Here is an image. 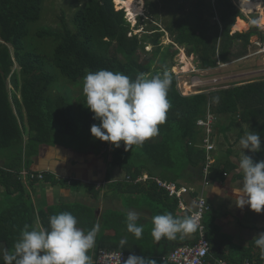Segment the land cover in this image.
Wrapping results in <instances>:
<instances>
[{
  "label": "trees",
  "instance_id": "obj_1",
  "mask_svg": "<svg viewBox=\"0 0 264 264\" xmlns=\"http://www.w3.org/2000/svg\"><path fill=\"white\" fill-rule=\"evenodd\" d=\"M114 1L73 0L76 9L72 16L63 14L57 27H50L40 25L45 0H0V153L12 151L11 161L0 165V264H4L3 250L13 248L24 225L35 227L37 213L43 228L49 227L51 215L64 211L72 213L78 222L76 205L36 210L31 193L19 180L24 156L37 155L41 146L56 145L61 135L73 136L77 142L89 141L87 147L109 146V142L92 137L90 127L100 121L93 119L86 98L84 103L79 98L78 112L75 110L68 85L81 84L86 72L100 69L119 71L133 79L139 73L152 76L164 68L170 71L178 47H183L188 56H195L199 68L213 69L218 67V61L227 64L245 56L252 36L263 38V32L254 26L238 32L247 29L241 25L243 13L232 0H162L168 8H176L174 15L171 12L163 18L157 3L146 0V19L139 16L132 29L125 8H118ZM141 26L145 31L142 36L134 33ZM167 35L172 44L164 47L161 40ZM149 43L153 45L151 52L145 50ZM139 53L146 54L145 59L141 60ZM155 61L159 67L153 68ZM15 64L18 71H13ZM171 75V107L166 122L159 125V134L128 150L112 145L114 164L124 168L131 178L146 174L166 180L165 173L174 170L180 161L192 163L202 172L205 153L197 147L202 138L197 121L208 110L217 116L230 115L234 125L231 128L237 126L239 136L246 130L259 133L262 150L252 153L251 158L254 162L264 160V79L183 96L177 88V76ZM9 83L12 90L8 89ZM216 96L220 97L219 103L213 102ZM120 146H124L123 142ZM227 166L217 162L210 178L215 179ZM49 177L45 173L44 179ZM126 184L143 190L141 194L147 191L158 196L155 193L159 190L163 197H169L152 182ZM174 200L175 211L178 204ZM110 220L106 218L104 222L109 224ZM106 229H99L89 256L97 248L127 249L119 243V228L114 229L116 234H107L111 229ZM256 260L262 259L257 256Z\"/></svg>",
  "mask_w": 264,
  "mask_h": 264
},
{
  "label": "crops",
  "instance_id": "obj_2",
  "mask_svg": "<svg viewBox=\"0 0 264 264\" xmlns=\"http://www.w3.org/2000/svg\"><path fill=\"white\" fill-rule=\"evenodd\" d=\"M233 32L236 31L233 30ZM216 69L213 68L212 72ZM207 80L209 79L207 78ZM208 113L212 112L208 110ZM217 118L213 134L216 149L213 155L215 165L217 162L225 163L228 165L227 170L221 171L215 179L210 178L211 170L207 184L203 179V172L198 168L195 169V166L187 161H180L174 170L165 173L167 179L163 180L169 181L168 179H170L169 182H175L190 189L189 193L183 196V202L187 207L185 211L180 208L178 200H176L178 207L174 211L172 207L175 206V198L163 197L159 190L155 193L158 196H155L154 193L150 194L146 191L141 194L143 190L127 187L126 180L131 174L120 165L113 163L114 154L111 143L104 149H96L92 146L86 148L85 151L82 149H77V151L64 146L44 145L39 148L37 155L30 158H25V155L21 170L26 169L35 173L45 172L51 176L28 189L34 200L36 210H47L49 207L61 204L76 205L79 209L78 212H80L77 217V227L81 229L91 228L94 217V225L98 224L99 229L103 227L111 229L106 231L107 234H116L114 229H120L119 243L122 239H127L126 244L123 245L124 249L127 248L124 251L154 261L158 260L160 261L159 264H170L164 262L162 257L180 245L197 242L198 229L182 237L178 235L175 240L162 238L156 241L151 235V217L164 213H171L174 216L190 214L189 210L193 211L196 201L202 197L211 208L204 216V223L206 235L211 243L212 255L215 258H224L229 264H243L250 261L248 260L250 257L255 259L250 262L263 264L264 260H256L260 254L252 239L264 232V211L256 213L250 210L247 205L242 209L238 208L232 196V188L241 186L242 182V173L236 171L235 161L241 157L243 152L252 157V152L247 149L243 150L239 144V140L248 130L239 136L240 129L237 127L236 135L232 131L234 127L231 128L234 125H232L233 120L230 115L217 116ZM25 140H27L26 136ZM197 147L202 149L200 143ZM119 148L125 149L124 146ZM11 152H4L3 158L11 161ZM177 157L178 154H176V159ZM13 160L15 159L13 158ZM131 165H135V162H131ZM150 184H146L149 189ZM58 185H61V190L56 192L54 187ZM216 188L220 189V194L215 192L217 191ZM38 204L42 205L43 208L38 210ZM129 210L141 213L138 223L143 225L144 231L140 239L127 232L126 221L124 220L126 219V211ZM35 216V225L38 222L40 226L38 213ZM106 218H111L108 221L109 224L104 222ZM97 250L98 248L91 251V264H94Z\"/></svg>",
  "mask_w": 264,
  "mask_h": 264
},
{
  "label": "clouds",
  "instance_id": "obj_3",
  "mask_svg": "<svg viewBox=\"0 0 264 264\" xmlns=\"http://www.w3.org/2000/svg\"><path fill=\"white\" fill-rule=\"evenodd\" d=\"M172 79L167 68L152 76L139 73L135 79L107 69L86 72L82 81L86 107L94 114L93 119L100 121L90 127L92 137L117 148L123 142L128 150L157 136L159 125L166 122L171 107L168 90ZM219 101V96L213 97L214 103ZM261 143L260 134L253 130L239 140L242 149L252 153L262 150ZM235 163L236 171L242 173L241 186L232 188L236 207L242 209L247 205L250 210L261 213L264 211V160L254 162L243 152ZM216 189L220 194V189ZM140 217L137 211H126L127 232L137 239L144 231L138 223ZM151 223V235L156 241L175 240L178 235L182 237L199 227L198 220L190 214H157L151 217ZM99 228L98 224L87 231L77 227L76 217L67 211L51 215L48 228L25 224L13 248L3 250L4 264H91L88 253L95 245ZM252 240L259 249L260 259L264 260V232ZM126 242V238L122 239L121 247ZM123 264H155V261L129 255Z\"/></svg>",
  "mask_w": 264,
  "mask_h": 264
},
{
  "label": "built area",
  "instance_id": "obj_4",
  "mask_svg": "<svg viewBox=\"0 0 264 264\" xmlns=\"http://www.w3.org/2000/svg\"><path fill=\"white\" fill-rule=\"evenodd\" d=\"M233 4L243 13L247 24L255 29L263 32V38L258 34L251 37L250 46L245 56L238 60L255 57L260 59L264 56V22L262 17L264 16V0H232ZM252 5H259L254 7ZM252 16H256L252 18ZM255 21V23L253 22ZM131 35V34H129ZM263 60V59H262ZM218 61V67L226 66ZM196 72L207 74L212 69H201L196 65ZM194 68V69H195ZM217 80V79H215ZM195 83V82H194ZM189 85V93L184 95L200 94L205 93L200 91L201 85H207V82L195 83ZM217 116L213 113H208L204 118H200L197 121V126L202 130V138L200 139V147L205 151V160L202 165V172L204 180L209 179V175L213 166L215 165L214 151L216 149L215 140L213 138L215 125L217 123ZM45 172H32L26 169H22L19 173V180L24 184L28 182H34L38 179L39 181L44 180ZM127 182L132 183H148L152 182L157 187L165 191L169 197L175 198L179 201L180 208L185 211L187 207L183 202V196L188 194L190 189L186 186H180L175 182L165 181L156 176L140 175L137 178L127 177ZM210 206L206 200L202 197L198 198L195 203L194 210H189L190 215L198 220V240L193 244H184L174 248L168 255L163 256L162 260L170 264H229L226 260L215 258L211 253V243L206 235V226L204 223L205 214L210 211ZM129 255H135L130 252L112 250L108 248H98L94 257V264H123ZM243 264H254L250 261H246ZM264 264V263H263Z\"/></svg>",
  "mask_w": 264,
  "mask_h": 264
},
{
  "label": "rangeland",
  "instance_id": "obj_5",
  "mask_svg": "<svg viewBox=\"0 0 264 264\" xmlns=\"http://www.w3.org/2000/svg\"><path fill=\"white\" fill-rule=\"evenodd\" d=\"M123 1L125 2H122V1L117 2L116 0L114 2L118 8H125L127 12L126 17L131 22V29H132L138 23L139 16H143V18H145L144 16L146 14V10H145L146 0H123ZM151 1H155L157 3L158 9L162 15L161 18L166 17L173 10L176 9V8L174 9V7L168 8L167 6H165L162 0H151ZM252 6L259 7V5H252ZM75 9L76 7L74 6L73 0H45V12H44L43 20L41 21L40 25L57 27L63 14H65V17L70 18L72 14L74 13ZM171 15H174V12H172ZM255 17L256 16H252V18H255ZM243 19L247 21L245 17H243ZM245 21H243V23L245 27L248 29L243 30V31H238V32H246L251 28L250 26H248V24ZM160 23L161 22L159 21V24ZM142 30L143 28L141 26L139 30L135 29L134 33L135 34L139 33L142 36L145 32ZM233 30H234V27L232 31ZM161 41L164 47L171 46L172 44L168 36L163 37ZM0 42L2 41L0 40ZM152 49H153V45L149 43L145 50L147 52H151ZM175 51H176V55L174 56V59H173L174 67L170 70V72L174 73L177 76L176 77V80L178 82L177 88L179 89L182 95L189 93V85L193 84L194 82L195 83H201L203 81L207 82L208 83L207 85H201L199 89L200 91H203V92H209V91H212V90L214 91V90H218L221 88H231V87H234L235 85H240L243 83H247L249 81L264 79V56H262L260 59H257L255 57L242 59V60L236 59V60H233L232 62L227 63L226 66H221L220 68H217L215 71L213 72L211 71L210 73L207 74L206 72L204 73L196 72L195 67L198 64L197 58L195 56H188L183 47H178L175 49ZM139 55H140L139 58L141 60L143 58L145 59L146 54L139 53ZM154 67H159V64L156 61L154 63L153 68ZM13 71H18L17 64H15ZM212 77H216V78H212ZM207 78L209 80H207ZM8 89L12 90V85L10 83L8 84ZM68 89L70 91V96H72L73 98L75 110L78 112L77 104H78L79 98L82 99L81 102L83 103L85 99V96L82 91V83L78 85H68ZM232 131H234L237 135V131H238L237 126H235L234 129H232ZM56 140L59 142L56 143L55 147L64 146V147H68L73 150L82 149V151H85V149L88 148L87 146H89L88 145L89 141H87L86 143L84 141L77 142L78 141L77 138H74L73 136H64V135L62 136L61 135V136H58ZM3 155L4 153L2 152V154L0 155V165H5V159L3 158ZM27 165L26 167L29 168ZM35 185H36L35 182H28L24 184V187H26L27 189H31ZM54 189L56 190V192H59L61 190V185L54 187ZM1 192H2V189L0 188V194ZM37 208L39 210V209H42L43 206L38 204ZM35 226L42 227L41 224L39 226L38 222H36ZM1 249H2V245H0V250ZM159 262L160 261L156 260L155 264H159Z\"/></svg>",
  "mask_w": 264,
  "mask_h": 264
},
{
  "label": "bare ground",
  "instance_id": "obj_6",
  "mask_svg": "<svg viewBox=\"0 0 264 264\" xmlns=\"http://www.w3.org/2000/svg\"><path fill=\"white\" fill-rule=\"evenodd\" d=\"M116 1H117V2H121V1H122V2H125V1H123V0H116ZM243 21H244V20L241 21V25H243L245 29H248V28L245 27ZM262 21L264 22V16L262 17Z\"/></svg>",
  "mask_w": 264,
  "mask_h": 264
}]
</instances>
